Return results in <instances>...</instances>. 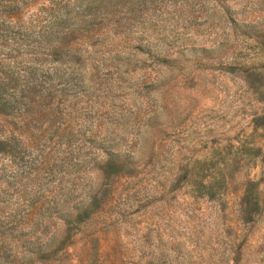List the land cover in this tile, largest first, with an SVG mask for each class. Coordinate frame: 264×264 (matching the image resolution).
<instances>
[{
	"label": "rangeland",
	"instance_id": "rangeland-1",
	"mask_svg": "<svg viewBox=\"0 0 264 264\" xmlns=\"http://www.w3.org/2000/svg\"><path fill=\"white\" fill-rule=\"evenodd\" d=\"M0 66V264H264V0H0Z\"/></svg>",
	"mask_w": 264,
	"mask_h": 264
},
{
	"label": "trees",
	"instance_id": "trees-1",
	"mask_svg": "<svg viewBox=\"0 0 264 264\" xmlns=\"http://www.w3.org/2000/svg\"><path fill=\"white\" fill-rule=\"evenodd\" d=\"M10 73L9 70H5L3 66H0V100L6 98V92L9 88L6 86L5 81L9 78Z\"/></svg>",
	"mask_w": 264,
	"mask_h": 264
}]
</instances>
